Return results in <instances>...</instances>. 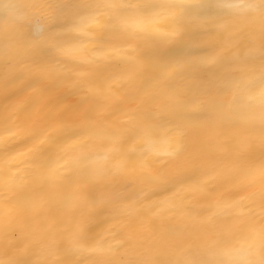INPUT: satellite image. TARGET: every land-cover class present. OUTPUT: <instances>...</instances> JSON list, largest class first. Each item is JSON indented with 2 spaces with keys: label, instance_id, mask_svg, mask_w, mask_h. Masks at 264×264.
Returning <instances> with one entry per match:
<instances>
[{
  "label": "bare ground",
  "instance_id": "6f19581e",
  "mask_svg": "<svg viewBox=\"0 0 264 264\" xmlns=\"http://www.w3.org/2000/svg\"><path fill=\"white\" fill-rule=\"evenodd\" d=\"M102 2L0 0V264L9 259L20 264H52L57 259L98 264L100 257L88 251L65 257L63 250L75 222L89 216L83 201L97 198L110 188L133 201L142 200V207L160 204L172 210L154 223L150 214L129 222L110 210L92 218L88 225L91 244L106 241L107 246L114 243V235L126 239L135 234L136 239L120 250L118 259L156 258L166 262L185 249L197 259H207L213 244L212 258L224 264L257 259L260 240L252 229L264 221L260 208L251 206L250 197L261 187L258 172L264 166V108L258 100L246 102L243 98L258 97L260 85L248 87L247 81L258 77L260 60L249 62V70L243 74L237 73L243 81L235 93L239 102L229 92L219 97L224 113L205 115L199 108L200 92L194 83L208 84L228 72L237 53L228 34L218 31L211 18L178 43L163 38L155 18L146 20L144 31L134 39L110 27L92 25L79 39V32L65 33L63 50H50L41 40V27L52 29L63 22L64 18L52 19L56 6L67 5L65 17L70 18L72 6ZM117 2L153 5L161 0ZM202 2L212 6L211 17L247 25L245 33L258 28L251 11H244L250 0ZM40 4L52 7L42 9ZM225 4H238L239 8ZM106 19L107 15H102V22ZM240 39L239 54L243 56L247 37ZM101 47L106 53L103 58L98 51ZM160 54L223 59L219 64L201 65L157 82H149L151 74L137 75L144 58ZM144 88L152 97L147 104L142 103L147 100L141 91ZM173 93L181 94L197 118L186 121L173 117ZM145 112L160 120L155 151L147 150L142 134L129 130L133 113ZM177 124L186 131L185 150L172 159L163 153L175 148ZM91 126L103 127L111 138L91 134ZM40 147L53 167L57 161L63 163L86 153L95 168L108 171L119 167L122 174L110 185L85 180L66 189L44 183L42 172L21 163L26 153ZM250 174H256L254 182ZM68 195H79L81 206L62 207ZM234 203L239 207H231ZM250 207H254V218L247 215ZM213 216L211 223L191 230L179 242L163 236L165 225ZM53 242L59 249L54 257L46 251Z\"/></svg>",
  "mask_w": 264,
  "mask_h": 264
},
{
  "label": "snow or ice",
  "instance_id": "6c2138e0",
  "mask_svg": "<svg viewBox=\"0 0 264 264\" xmlns=\"http://www.w3.org/2000/svg\"><path fill=\"white\" fill-rule=\"evenodd\" d=\"M40 8L52 7L50 5L40 4ZM212 6L202 2V0H161L158 4L140 5L134 3L117 2V0H103L102 3L95 5H74L71 10V17L66 18L65 12L67 5L56 6L52 13V19H63V22L52 29H39L41 40L49 46V49L63 50L67 43L65 33L76 31L81 34L79 38L86 35L92 25H99L101 28L110 27L119 32L121 35L129 39L136 38L142 31H144V22L148 19L155 18L158 23L157 31L169 43H178L185 38V35L192 29L200 27L208 22L211 18L217 26V30L221 33L228 34V40L233 43L237 49L236 55L231 60L230 70L225 74L216 78L215 81L208 84L194 83L200 92V99L198 101L199 108L207 114H220L225 112V106L219 102V97L229 93H234V101L239 102V97L235 93L241 89L243 83L241 76L248 71L249 62L260 60L259 75L255 79L247 81V86L251 87L255 84L260 85L258 97L247 95L243 99L246 102L258 100V103L264 108V0H250L246 4L244 11H251L253 14L252 21L258 20V28L253 31L245 33L247 25H237L224 22L216 17L210 16V8ZM224 7H237L239 5L225 4ZM107 15V19L102 22V15ZM162 22V27H161ZM247 37V43L244 44L245 51L243 56L239 54V50L243 41L241 37ZM103 43V42H101ZM103 58L106 53L103 47L98 49ZM115 50H113L114 52ZM131 55V53H126ZM222 57H197V56H178L166 57L163 54L156 56H149L144 58L139 64L137 75L146 76L151 74V82L166 80L176 74L194 70L201 65H216L221 63ZM139 60V58H137ZM87 83V81H85ZM147 100H143V104H147L151 100V94L147 88L142 89ZM173 100L175 107L172 115L176 119L190 121L197 118L194 113L183 102L180 93H173ZM231 107V106H229ZM130 132L133 134H142L145 138L148 151H155L157 129L160 127V120L153 117L150 113H133L132 118L128 121ZM261 123L264 124V112L261 114ZM90 133L99 136H108L111 138V133L106 129L98 126H91ZM175 132L178 136L175 148L163 153L172 159L181 156L185 150L184 138L186 131L182 124H177ZM44 143V142H41ZM159 157L160 153L156 152ZM22 164L34 166L38 171L43 173L44 183H52L61 188H70L73 184H78L83 181L89 183H104L110 185L121 174V169L117 167L114 170H100L95 168V162L86 153H80L66 159L61 163L56 162L53 167L52 161L46 154L45 150L35 148L25 154V159L21 161ZM147 172V165H143ZM260 180V190L250 197L251 206H258L261 210V220L264 221V166L258 172ZM256 174H250V178L255 181ZM81 199L79 195H68L63 198L61 206L65 208H73L81 206ZM89 208V216L86 220L76 221L72 227L68 237V246L63 250L65 257H71L79 252L88 251L91 254L100 257L98 264H224L223 261L213 259L214 253L211 251L216 245H210L207 251V259H197L189 251L185 249L181 254L172 260L161 261L156 258H146L140 260H124L118 259L117 254L121 249L125 248L127 244L136 239L135 234H130L126 239H118L113 236L114 243L105 244L106 241L91 244L88 233L90 231L89 223L96 215L102 214L105 210H110L116 217L132 222L140 220L142 217L150 214V219L154 223L157 219L165 218L170 208H164L160 204H155L149 207H142V200H131L122 191L115 188H110L101 193L97 198L83 201ZM231 207H239L234 203ZM254 218V207H250L247 214ZM171 219V217H168ZM215 217H209L206 220L189 219L185 223L168 224L162 227L163 236L173 242H179L184 239L191 230L206 223H211ZM253 234L259 237L260 245L258 249V258L254 260H247L244 264H264V223L258 227H253ZM48 256H56L59 252L58 247L53 242L47 248ZM6 264H20L18 260L9 259ZM47 264V261H45ZM52 264H73L70 259L53 260Z\"/></svg>",
  "mask_w": 264,
  "mask_h": 264
}]
</instances>
